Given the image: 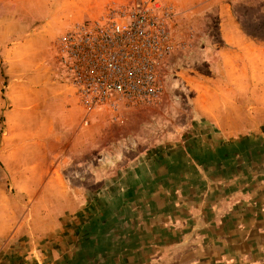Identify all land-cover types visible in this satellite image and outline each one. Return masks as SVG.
<instances>
[{"label":"rangeland","instance_id":"rangeland-1","mask_svg":"<svg viewBox=\"0 0 264 264\" xmlns=\"http://www.w3.org/2000/svg\"><path fill=\"white\" fill-rule=\"evenodd\" d=\"M140 4L169 16L161 93L84 109L60 37ZM224 5L238 71L214 46ZM59 191L80 204L46 202ZM262 230L264 0H0V264H34L28 246L40 264H238Z\"/></svg>","mask_w":264,"mask_h":264},{"label":"built area","instance_id":"built-area-1","mask_svg":"<svg viewBox=\"0 0 264 264\" xmlns=\"http://www.w3.org/2000/svg\"><path fill=\"white\" fill-rule=\"evenodd\" d=\"M168 18L154 6L140 4L63 34L59 61L77 103L93 110L118 99H157L159 68L172 49Z\"/></svg>","mask_w":264,"mask_h":264},{"label":"crops","instance_id":"crops-1","mask_svg":"<svg viewBox=\"0 0 264 264\" xmlns=\"http://www.w3.org/2000/svg\"><path fill=\"white\" fill-rule=\"evenodd\" d=\"M218 17L219 19L216 27L218 33V41L214 44V46L219 56L220 66L221 65H222L221 67L225 66L222 69L223 71L226 70L227 66L231 68L233 67L235 68L236 71H238V55L243 53L240 49H238V46L243 45L244 42H246L247 40L246 35L244 34L242 28L239 26L238 20L236 19L234 12H232L229 6L226 5L221 6L218 11ZM225 63H227V66L225 65ZM57 172H58V166H56L53 170H51V172H49V175L47 176L46 181L44 183L45 188L51 187V183H53ZM67 188L75 189L74 186H70V185H68ZM20 191H23L26 194H31V187L26 186L20 189ZM80 199L81 196H77L75 193L72 194L71 192L69 193L68 191L66 192L59 191V193L56 194L55 193L49 194L46 202L49 204L53 203L57 205H66V204L79 205L81 202ZM257 216L258 215L256 212L255 215L251 218V220H255ZM240 219L241 218L238 216V220ZM251 231L247 233V230L246 231L241 230L240 225H238V238L250 236ZM262 231L263 232H260L259 236L264 237V230ZM19 235H21L20 230H16L14 233H12L10 240H13L15 237H18ZM5 236L6 234L0 232V248L2 249H4L3 240ZM258 238L259 237H256V242L259 241ZM257 245H259V242L258 244H256V246ZM258 248H260L262 251H259ZM258 248H256L258 252H256V249L253 247L243 251L238 246V264H264V255H263L264 248L262 246ZM24 253L27 254L26 255L27 259L28 257H30L28 263L34 261V264H40L41 263L40 260L41 259L44 260V248H40V249L38 248L36 250V248L28 246L27 248H25Z\"/></svg>","mask_w":264,"mask_h":264}]
</instances>
